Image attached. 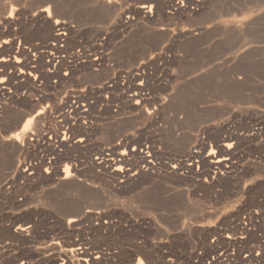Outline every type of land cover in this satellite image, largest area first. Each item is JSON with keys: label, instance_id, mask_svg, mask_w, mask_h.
Returning <instances> with one entry per match:
<instances>
[{"label": "rangeland", "instance_id": "obj_1", "mask_svg": "<svg viewBox=\"0 0 264 264\" xmlns=\"http://www.w3.org/2000/svg\"><path fill=\"white\" fill-rule=\"evenodd\" d=\"M2 1L0 41L10 44L0 51L9 58L0 74L12 93L0 99V264H69L75 252L67 258L64 250L76 242L101 256L99 264H264V0H176L180 10L169 0ZM63 19L85 28L87 40L104 33L110 65L81 73L75 66L70 79L63 63L49 71L40 47L55 39L54 21ZM119 72L125 83L115 84L116 111L90 95L75 138L57 133L65 156L24 176L22 145L13 150L5 140L19 111L46 108L30 130L40 127L50 110L69 109L70 88L100 86ZM59 103L66 107L57 110ZM153 135L164 153L148 184L143 176L121 186L97 166L120 138ZM78 137L84 142L74 143ZM190 138L203 157L234 154L226 164L197 159L192 170L179 165L167 173L164 165ZM65 163L81 187L60 185L53 194ZM80 209L81 221L68 224L69 210Z\"/></svg>", "mask_w": 264, "mask_h": 264}, {"label": "bare ground", "instance_id": "obj_2", "mask_svg": "<svg viewBox=\"0 0 264 264\" xmlns=\"http://www.w3.org/2000/svg\"><path fill=\"white\" fill-rule=\"evenodd\" d=\"M2 1V0H1ZM176 0H169L170 3H172V7L173 9H182L181 6L177 5V3L175 2ZM178 1V0H177ZM190 1V5L191 4H194L196 6H200L204 3V0H189ZM4 2V1H2ZM8 2V1H7ZM106 2V1H104ZM231 2V1H230ZM14 3V2H13ZM12 3V4H13ZM46 3V2H44ZM109 3V2H108ZM6 4V3H5ZM9 4V2H8ZM16 5V4H14ZM171 4H169L170 6ZM108 6H111V4H109ZM114 6V5H112ZM111 6V7H112ZM8 7V5H7ZM17 7V6H16ZM107 7V6H106ZM4 9H6L4 6H3ZM45 8V7H44ZM140 8L142 9H146L148 8L147 5H142ZM10 9V8H9ZM112 11H114V7L110 8ZM151 9V8H150ZM14 10V9H13ZM141 10V9H140ZM189 10V9H188ZM5 11V10H4ZM18 11V10H17ZM42 12L43 11H46L47 12V9H43L41 10ZM146 12V11H145ZM14 13V12H13ZM17 13V12H16ZM20 14V13H19ZM18 14V15H19ZM25 14V13H24ZM3 15V14H1ZM11 15V14H10ZM17 15V14H16ZM13 18V16H11ZM16 18V17H15ZM3 19V17H2ZM9 19V18H8ZM13 22V21H12ZM235 22V21H234ZM6 24V23H5ZM9 24V23H7ZM12 24V23H11ZM236 24V23H234ZM1 25V24H0ZM2 26V25H1ZM4 27V26H2ZM1 28V27H0ZM42 29V28H41ZM49 29V28H48ZM47 28L45 30H43L44 33H47L49 34V30ZM1 32V31H0ZM2 34V33H1ZM44 34H42L43 36ZM48 37V35L46 36ZM1 38V37H0ZM7 44H10L8 40H2L0 41V51L3 49L4 45H7ZM12 47V46H11ZM7 50V48H6ZM10 51V50H9ZM11 52V51H10ZM1 54V53H0ZM4 54V53H3ZM11 54V53H10ZM15 56V55H14ZM9 62V58L8 57H5V56H0V67H3V66H6ZM15 63H19V59H15ZM14 63V64H15ZM21 63V62H20ZM7 67V66H6ZM20 74H25V71H22L20 70L19 71ZM4 74V73H3ZM3 74H0V93L4 91V89L6 88V86L4 85L5 84V79H4V76ZM29 74H30V71H29ZM139 77V76H137ZM141 78V77H139ZM140 84H138L139 86ZM8 86V85H7ZM141 87V86H140ZM136 90V89H135ZM132 92V91H131ZM135 94V93H134ZM137 96H139V94H135ZM134 95V96H135ZM9 97V96H8ZM135 98V97H134ZM137 98V97H136ZM0 99L1 96H0ZM143 100V98H141ZM140 99V100H141ZM133 101V100H131ZM141 102V101H140ZM1 103V102H0ZM65 103V102H64ZM64 103H59L58 104V107L56 108L57 110H63V106L65 105ZM76 103V102H75ZM135 105H138L140 104L138 101H135L134 102ZM31 107H27L29 108V110L27 111H24V112H20L19 111V115L14 116L16 117L13 122L11 124H9V129H11V134H7V138L5 139L6 141L7 140H10L12 141V143L10 144V147L13 149V150H19V145L22 144V142L24 141V139L26 138V136L28 135L29 133V130H30V127L32 126V124H34V120L37 118H39V116L43 115L44 114V111L45 110L44 108H40L38 110H36V108L38 107L37 106V103L36 104H30ZM39 105V104H38ZM74 104H71L69 105V109H67V111H69L70 113H73L76 115V116H79L81 115V110L79 109V106H75L73 107ZM40 107H42L40 105ZM66 107V105L64 106ZM1 108V107H0ZM26 108V109H27ZM23 110V109H22ZM51 111V110H50ZM16 113V114H17ZM62 113V117L64 119L67 118V116L64 114L65 112H61ZM83 114L86 113V112H82ZM148 115L152 116L153 115V111H148L147 112ZM73 114V116H74ZM14 115V114H13ZM12 115V116H13ZM8 116V115H7ZM12 116H8L6 119L7 121L10 120V118H12ZM13 117V118H14ZM12 118V119H13ZM43 118V117H42ZM40 117V119H42ZM45 118V117H44ZM75 120V116L73 117ZM5 120V119H4ZM6 121V120H5ZM6 123V122H5ZM6 128V127H5ZM60 128H64V129H57V130H53V129H49V131L47 130V133L51 136V139L54 140V145L53 147L56 148L57 145V136L59 133H61L63 136L65 135H68L69 138H70V135L73 136V132L74 131V127H69V128H66V127H60ZM6 130V129H5ZM4 130V131H5ZM8 132V131H6ZM5 132V133H6ZM58 133V134H57ZM2 136V135H1ZM78 136V135H76ZM5 137V135H4ZM162 137V136H161ZM173 137V136H172ZM72 138H75V135L72 137ZM1 139V138H0ZM66 138H62V141L65 140ZM71 140V138H70ZM82 142H84V138L82 137H78L74 140V143H77V144H81ZM131 143V144H135L136 147H133L132 151L129 152V153H126L125 151H122L121 148L125 147L127 143ZM194 142V139H191L190 140H187L186 142H184L180 148H179V155L176 157H171L169 159V162L168 164L164 165L165 167V171L167 173H170V172H176L178 166L182 165L183 167L185 166L187 169L189 170H192V167H193V164L194 162H197L199 160L201 161H207L209 160L210 158V162L214 163V164H217L218 165H222V164H226L229 162V160L231 159V154L233 153H225V154H218V155H211L210 157L208 156H205L203 157L199 151L193 149L196 147V145H193L192 143ZM197 142V141H196ZM70 143V142H69ZM198 143V142H197ZM3 144V143H2ZM8 144V143H7ZM168 144V143H167ZM173 144V143H172ZM177 144V143H175ZM193 147H192V145ZM1 145V144H0ZM170 145V144H168ZM167 145V146H168ZM180 145V143H179ZM2 146V145H1ZM172 146H175L174 144ZM230 146V145H229ZM164 147V142L157 138L156 136H150V137H145L141 140H135L134 137L132 138H128V137H125V139H121L120 138V141H118L116 144H115V147H114V150L112 153L110 154H106L105 156H101L97 159H99V161L96 163L97 166L99 167H107L106 171L112 175L113 177L115 178H118L119 179V185L123 186L124 184L126 183H129V182H135L137 180H139L141 177L143 176H146L148 177L149 179L148 180H143V182H141V185H146L149 183V180L154 177V175H159V174H156V173H159L158 170H159V163L156 162V157L158 156H163V148ZM227 148V147H226ZM225 151V150H224ZM227 151V150H226ZM220 153V152H218ZM234 154V153H233ZM128 156H136L138 159V162H132ZM171 156V155H169ZM10 162V161H9ZM8 164L9 167H12L13 164H14V159L11 160V162ZM57 162V160H53L52 161V164H55ZM179 169V168H178ZM105 170V169H104ZM75 175L72 174L70 172V165L65 163L64 164V169L62 171V177L56 179L53 181V184L55 185L53 189H56V190H53L51 193L53 194H56L57 192V188L55 187H59L60 185L62 186H66L67 185H75L76 187H81V179H76L74 178ZM3 177V174L0 173V179ZM54 178V177H53ZM71 178V179H70ZM74 178V179H72ZM70 179V180H69ZM53 180V179H52ZM71 187V186H70ZM77 209V208H76ZM69 218L67 219V222L68 224H72V225H75L77 223H79L81 221V209H80V212H75L74 210H69ZM77 211V210H76ZM90 211V210H89ZM88 211V212H89ZM98 214V213H97ZM195 214V213H194ZM27 228H29V226H26V227H18L19 231L20 232H24L27 230ZM80 240V239H79ZM83 241V240H82ZM81 245V246H80ZM87 245V244H86ZM89 245V244H88ZM69 248L65 249L64 250V254L67 258H69L68 254L71 253V252H75V260L74 262L73 261H70L69 264H99L100 262H102L100 260L101 256H95L93 257L92 256V253L89 251L88 248L84 247V244L83 243H70V246H68ZM61 251V250H60ZM63 252V251H62ZM94 253V252H93ZM55 254V253H54ZM62 254V253H60ZM99 254V253H98ZM68 255V256H67ZM71 255V254H70ZM65 257V258H66ZM71 257V256H70ZM66 258V259H67ZM102 259V258H101Z\"/></svg>", "mask_w": 264, "mask_h": 264}, {"label": "built area", "instance_id": "obj_3", "mask_svg": "<svg viewBox=\"0 0 264 264\" xmlns=\"http://www.w3.org/2000/svg\"><path fill=\"white\" fill-rule=\"evenodd\" d=\"M85 28L81 27L79 24L72 20H55L54 21V36L55 39L49 42L45 48L40 47V52L45 53L46 62L49 67V71H53L55 67L60 63H63L64 77L65 79H70L69 73L73 71L75 66L78 68V72L81 73V69L99 67L106 64L109 66V60L107 59V54L104 53L106 35L101 33L90 40L85 39ZM91 49L93 51H91ZM33 57L35 53H32ZM34 61V59H33ZM75 68V69H76ZM56 82V80L54 81ZM121 83L124 87L125 77L119 72L118 75L106 79L100 86L84 85L79 88H70L68 90V101L71 104H77L80 107L81 113L86 112V100L90 95L98 94L102 98V102L109 105L112 112H115L113 108L112 98L116 95V83ZM124 89V88H123ZM10 95L12 90L10 87H6L0 96L5 99L4 94ZM126 94V91L125 93ZM143 94V93H142ZM56 113V111H50L46 118H43V123L40 127H34L31 129L22 142V148L25 151V155L22 156L23 166L22 173L24 176L30 178L34 169L42 166L44 163L50 162V160L62 159L65 156V152L62 150L61 145L56 147V154H52L50 158V153L47 151V147H52L54 145V140L47 133V130L54 129L51 126V122L54 121L59 127H78L81 128V115L78 119H74L73 114L64 109V114L67 116L64 119L61 115L62 113ZM42 120V119H41ZM50 154V155H49ZM38 162V163H37ZM14 178L12 177L5 186L4 189H10L13 184Z\"/></svg>", "mask_w": 264, "mask_h": 264}]
</instances>
